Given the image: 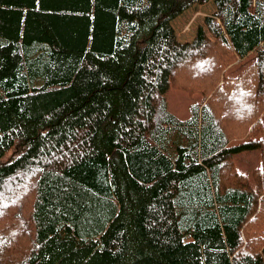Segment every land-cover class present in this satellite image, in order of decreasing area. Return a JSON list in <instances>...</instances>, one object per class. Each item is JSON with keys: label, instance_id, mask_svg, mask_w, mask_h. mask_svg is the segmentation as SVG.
<instances>
[{"label": "trees", "instance_id": "trees-1", "mask_svg": "<svg viewBox=\"0 0 264 264\" xmlns=\"http://www.w3.org/2000/svg\"><path fill=\"white\" fill-rule=\"evenodd\" d=\"M211 1L0 0V264H264V0L193 57L167 26Z\"/></svg>", "mask_w": 264, "mask_h": 264}, {"label": "rangeland", "instance_id": "rangeland-1", "mask_svg": "<svg viewBox=\"0 0 264 264\" xmlns=\"http://www.w3.org/2000/svg\"><path fill=\"white\" fill-rule=\"evenodd\" d=\"M226 4V0H213L204 5L193 6L167 26L168 33L186 44L191 49L193 57H196L213 41L204 24L205 16L212 14ZM255 57L256 53L253 52L241 63H236L228 68L226 75L228 77L239 76L247 66L252 64ZM166 99L168 111L179 119L186 120L190 116L191 105L200 101L201 96L171 88L166 92ZM246 141L247 139H237L232 141L230 145L234 146ZM234 162L239 172L251 177L252 171L261 165L260 151L255 150L236 154Z\"/></svg>", "mask_w": 264, "mask_h": 264}]
</instances>
